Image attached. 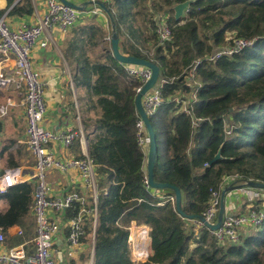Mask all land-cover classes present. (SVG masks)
Instances as JSON below:
<instances>
[{
    "label": "trees",
    "instance_id": "trees-1",
    "mask_svg": "<svg viewBox=\"0 0 264 264\" xmlns=\"http://www.w3.org/2000/svg\"><path fill=\"white\" fill-rule=\"evenodd\" d=\"M148 1L110 0L102 11L115 26L120 53L154 63L161 80H173L163 85L164 98L178 93L189 101V113L163 103L149 117L157 142L153 181L177 187L182 212L198 216L210 191L220 190L227 177L236 176L230 187L264 183V0H150L149 7ZM188 1L176 21L173 8ZM15 2L6 0L9 15L33 14L31 0ZM163 20L171 29L165 43L156 34ZM228 34L254 44L231 57L200 63L188 80L195 61L231 43ZM105 37V28L93 16L67 42L75 63L73 83L83 94L82 110L95 115L93 130L85 137L97 180V223L94 228L92 218L85 216L81 239L95 233L93 264H132L126 230L131 221L150 228L152 254L144 264H264V223L239 245L220 246L210 230L195 231L178 215L169 201L171 191L159 190L158 195L144 185L147 154L135 128L139 82L100 48ZM193 119L205 122L194 127ZM225 128L231 129L229 135ZM74 144L78 147V140ZM218 153L220 159L209 165ZM34 184H18L0 195L6 203L0 230L17 226L25 240L34 238ZM79 208L75 203L64 219L76 216ZM21 242L15 239L16 245Z\"/></svg>",
    "mask_w": 264,
    "mask_h": 264
},
{
    "label": "built area",
    "instance_id": "built-area-1",
    "mask_svg": "<svg viewBox=\"0 0 264 264\" xmlns=\"http://www.w3.org/2000/svg\"><path fill=\"white\" fill-rule=\"evenodd\" d=\"M45 1L46 12L35 25L11 30L4 18L0 17V56L2 58L0 60V86L11 84L23 100L26 140L22 143L18 142L15 147L20 148L21 145H24L34 159L32 179L35 181V189L30 211L36 224L35 236L30 242L25 241L21 228L17 226L9 227L5 231L0 230V264H55L54 245L58 234L66 230L68 249L74 252L80 248L81 239L85 235L83 229L84 217L89 216L92 218L94 228L97 223L98 193L93 161L86 152L77 158L68 154V150L71 149L75 141L78 140L80 143L84 141L83 131L52 132L43 126L47 110L44 100V84L32 69L31 52L43 33L50 28L56 27L67 32L75 27L79 20H82L81 17L104 16L98 4L107 3L108 0H75L76 3H81V9L66 6L59 0ZM66 1L74 4L72 0ZM88 6H91V8L88 9ZM157 26L156 34L159 41L161 43L169 41L171 39V29L166 25V22L163 20ZM229 39L231 40L229 45L195 61L193 67L189 70L188 80H193V72L200 63L215 62L224 56L231 57L254 44L251 40L234 37ZM8 59H13L14 75L7 81H3L2 65ZM123 68L128 78L138 80L139 86L135 88V93L136 95L139 94L143 86L151 79V70L147 67L134 65H123ZM172 81L159 78L157 84L142 96L141 105L147 118L155 114L163 103H173L181 111L189 113L187 107L189 101L184 100L180 94L175 93V95L164 98L162 87ZM7 106H10V102L7 103ZM6 114V107L1 106L0 119L5 117ZM136 116L137 138L139 145L145 152L149 140L142 119L137 113ZM202 122H205V120L193 119L192 124L194 127H198ZM230 131V128H225V135H229ZM52 172H57L60 176H67V178L72 173H76L82 184L83 194L75 189L65 190L62 194L55 193L51 184ZM25 182H28V180L23 179L19 168L6 169L0 173V195ZM226 182L231 183L233 180L231 177H227L224 184L220 186V190L210 191L208 205L200 215L204 222L188 220L195 231L202 228L208 229L205 224L214 225L216 223L220 208V195L223 187L226 186ZM57 184L63 190L68 185L67 182H64V184L57 182ZM243 184L246 183L241 185ZM144 185L149 189L147 176L144 177ZM237 190L243 192L248 198L252 197L247 188H237ZM156 192L161 195L159 190ZM169 201L174 205V196L170 197ZM75 203L80 207L77 215L70 219H64L65 212L70 210ZM263 223L264 202L260 206H251L243 212L224 213L220 227L215 231L210 230V232L220 246L239 245L242 237L248 236ZM144 226L131 221L126 227L128 232L127 245L132 264L148 262L152 253L150 228ZM17 237L22 240L20 245L4 249L6 238L12 240ZM93 241L92 235V246L94 245Z\"/></svg>",
    "mask_w": 264,
    "mask_h": 264
},
{
    "label": "crops",
    "instance_id": "crops-1",
    "mask_svg": "<svg viewBox=\"0 0 264 264\" xmlns=\"http://www.w3.org/2000/svg\"><path fill=\"white\" fill-rule=\"evenodd\" d=\"M18 1L19 0H16V2ZM72 1L75 2V0ZM31 3L34 8L33 14L31 16L19 17L9 15L11 8H6V0H0V12H2L0 17L4 18L7 26L11 30L35 25L46 12V1L31 0ZM74 5L81 9V3L75 2ZM91 18L92 17H85L79 20L77 25L67 32L61 31L56 27L50 28L47 32L43 33L31 52L32 69L44 84V100L47 110L44 116L43 126L52 132H64L67 130L83 131L84 141L82 143L78 141V147L74 144V146L68 150V154L72 157L80 156L85 152L87 153V141L85 136L86 132H92L93 130L95 115L94 111L83 112L82 110L83 103L81 98L83 94L75 88L73 83L75 63L71 55H68L67 42L73 37L75 28L87 24ZM96 21L105 28L108 36L109 26L107 17L105 15L96 16ZM106 42L107 40L105 37L100 46V48L105 51L108 50L106 48ZM43 44L44 46H42ZM98 52L99 49H96L91 55L95 56ZM1 59L0 56V60ZM2 67V80L7 81V79L12 78L14 75L13 59H8L4 62ZM14 93L15 91L11 84L0 86V107L3 106L4 103L7 105V103L10 102L6 116L0 119V173L9 169L11 165H14L15 168L21 170L24 180L27 179L29 183L34 184L35 181L32 179L34 173L33 157L24 145H21L20 148L15 147L18 142L22 143L26 140V123L23 117V100H18L19 96L16 93L13 95ZM83 121L89 126L86 130ZM57 182L61 184L67 182L68 185L64 187L63 190V188L58 186ZM51 184L55 193L62 194L65 190L70 189H75L79 192L83 191L82 184L76 173H72L70 177L67 178V176H60L57 172H52ZM228 184L230 185L229 182L225 183L227 187H230ZM255 192L257 194H251L252 197L248 198L243 192L232 189V191L225 196V213L243 212L251 206L262 205L264 196H261L258 191ZM257 202L259 203L256 204ZM0 204H4L6 208L5 202H0ZM15 239L11 240L6 238L4 249L18 246L15 244ZM87 239L88 238H85L80 244V248L73 252L68 249L66 230L58 234L54 245L55 264H93L94 250L91 239H89V241ZM31 240L25 241L30 242Z\"/></svg>",
    "mask_w": 264,
    "mask_h": 264
},
{
    "label": "water",
    "instance_id": "water-1",
    "mask_svg": "<svg viewBox=\"0 0 264 264\" xmlns=\"http://www.w3.org/2000/svg\"><path fill=\"white\" fill-rule=\"evenodd\" d=\"M60 2H62L64 5L69 6L71 8H75V9H79L77 6H75L74 4H72L71 2H68L66 0H59ZM192 1H188L186 3L183 4H179L177 6H175L173 8L174 11V18L177 21L185 12V10L187 9L188 5L191 3ZM98 6L104 10V5L103 4H98ZM111 36L109 39V44H110V49L107 50L108 52L111 53L112 57L121 65H134V66H141V67H147L151 70V79L143 86L141 92L139 94L136 95L135 100H134V104H135V110L136 113L139 115V117L142 119L146 132H147V136H148V149H147V159H146V176H147V181H148V185L150 189L153 190H169L173 193L174 196V208L175 211L178 213V215L182 218H184L185 220H199L201 222H204L202 216L198 215V216H186L182 210H181V193L180 190L172 185L169 184H161V183H155L153 181V168H154V164H155V160H156V154H157V142H156V135L154 133V130L149 122V118L146 117L142 105H141V98L142 96L151 88H153L159 78H160V72H159V68L157 65H155L154 63L150 62V61H146L143 59H139L133 56H124L120 53L119 51V39L118 36L115 32V26L114 24L111 22ZM218 159H220V154L218 153L210 162L209 165H211L212 163L216 162ZM247 188L248 192L250 194H257L255 191H259V190H264V183H260V182H256V181H249L246 184L237 186V187H227L224 188L221 191V195H220V208H219V213L217 216V220L216 223L214 225L212 224H205V226L211 230V231H215L217 230L221 223H222V219L224 217V213H225V206H224V202H225V196L229 191H232V189H237V188ZM93 240L95 241V233L93 232Z\"/></svg>",
    "mask_w": 264,
    "mask_h": 264
},
{
    "label": "rangeland",
    "instance_id": "rangeland-1",
    "mask_svg": "<svg viewBox=\"0 0 264 264\" xmlns=\"http://www.w3.org/2000/svg\"><path fill=\"white\" fill-rule=\"evenodd\" d=\"M75 3V2H74ZM149 3H150V0L148 1V7H149ZM91 8V6H88V9H90ZM80 19H84V18H80ZM108 20V19H107ZM107 24V23H106ZM108 26H109V30H108V36L106 37V40H108L109 41V39H110V36H111V34H112V32H111V26H110V22H109V20H108ZM228 36H229V34H228ZM230 37H232V35H230L229 36V38ZM107 43V42H106ZM15 91V90H14ZM15 93L17 94V92L15 91ZM15 93L13 94V95H15ZM18 95V94H17ZM18 100H22V97H18ZM4 107H6V109L8 110V108L9 107H7V105L4 103V105H3ZM4 121H5V119H4ZM147 149H148V146H146L145 147V153L147 154ZM145 167H146V163H145ZM236 177V176H235ZM235 177H231V179L232 180H235ZM229 185V184H228ZM149 186V185H148ZM150 189V188H149ZM258 193H260L261 194V196H264V190H259L258 191ZM5 207H4V204H0V210H3ZM144 226V225H143ZM145 227V226H144ZM88 239V241H89V239H91V236H88L87 237ZM93 243H95V241H93ZM93 249H94V245H93ZM152 254V253H151Z\"/></svg>",
    "mask_w": 264,
    "mask_h": 264
},
{
    "label": "bare ground",
    "instance_id": "bare-ground-1",
    "mask_svg": "<svg viewBox=\"0 0 264 264\" xmlns=\"http://www.w3.org/2000/svg\"><path fill=\"white\" fill-rule=\"evenodd\" d=\"M108 41V40H107Z\"/></svg>",
    "mask_w": 264,
    "mask_h": 264
}]
</instances>
